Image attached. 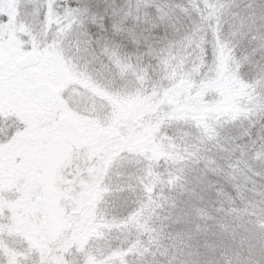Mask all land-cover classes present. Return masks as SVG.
<instances>
[{"label":"trees","instance_id":"obj_1","mask_svg":"<svg viewBox=\"0 0 264 264\" xmlns=\"http://www.w3.org/2000/svg\"><path fill=\"white\" fill-rule=\"evenodd\" d=\"M212 2L222 11L209 23L201 13L208 0H0V76L13 78L0 80L2 128L7 116L20 134L40 126L28 124L26 101L9 97L16 74L25 71L15 69L13 57L28 51L66 66L59 87L106 90L109 101L93 153L91 143L72 147L55 168L61 204L77 211L72 228L50 238L33 213L8 203L20 220L7 224L24 238L11 245L0 233V264H40L42 251L43 264H264V0ZM74 10L81 15L70 19ZM81 20L94 45L103 39L118 50L120 71L107 68L106 59L73 60L75 33L73 53L61 49L65 30ZM193 47L201 51L191 71L185 57ZM99 67L115 77L100 82L92 72ZM45 103L39 101V113ZM6 148L0 142V170L7 168ZM131 154L137 166L118 184H106L108 168ZM24 155L16 149L8 159L10 183L21 195L34 182L19 171ZM104 194L112 196L99 202ZM88 209L92 214L80 221ZM81 225L100 235L82 250ZM32 229L44 235V246L30 245ZM117 231L125 240L106 244L105 235ZM77 247L82 254L72 257Z\"/></svg>","mask_w":264,"mask_h":264},{"label":"rangeland","instance_id":"obj_2","mask_svg":"<svg viewBox=\"0 0 264 264\" xmlns=\"http://www.w3.org/2000/svg\"><path fill=\"white\" fill-rule=\"evenodd\" d=\"M201 51V50H200ZM200 51L195 50V47L191 48V52H189L185 60L190 65L191 64V71H194L200 57ZM20 54L13 57V61H15L16 58L19 57ZM39 56V55H38ZM40 57V56H39ZM89 59V57H86ZM44 58H39V61H37L36 64H34L30 69L25 70L24 73L19 75V77H23V80H19L21 83H26L28 78L27 74L33 75L34 79L30 83L34 82H40V81H47L51 80L53 81V86L58 88V98L54 105H50L49 103H45V107L50 106L52 116H54V119H56L60 115H68L71 118L75 120V122L78 123L82 138L85 140L87 145L89 143V149L87 148L89 154L93 153V145L95 140L98 136V130L95 128L99 127L104 124L107 121L100 122L105 116L106 112L108 113V104L109 101L106 100V90L100 89L98 94L95 93V91L83 88L78 85H69L66 88L59 87V80H63L60 75L63 73V71L66 69V66H58L57 64H51L47 60H43ZM88 65L89 60L86 62ZM94 74H96L95 77L99 79H102L106 77L107 75H111L112 77H115V73L108 72L107 70L102 69L101 67L96 68L95 70H92ZM176 74V73H175ZM174 74V75H175ZM18 76V74H16ZM25 75V76H24ZM112 77H108L106 80H114ZM121 79L124 80H131L130 78H125L123 75H121ZM101 82V80H99ZM104 82V80H102ZM115 84L119 82V80L113 81ZM98 83V81H97ZM116 86V85H115ZM115 86L108 87L113 89ZM62 88V89H60ZM47 104V105H46ZM116 104V103H115ZM117 105V104H116ZM119 105V104H118ZM31 109L33 107L29 106ZM39 109V108H38ZM118 112H121L122 115V108H118ZM25 113V112H24ZM38 113V112H33ZM8 114V113H7ZM41 115H38L36 117L33 115L32 118H37L39 120L40 118L42 120H45L48 118V115L46 111H41L39 113ZM115 112L113 109L112 115L114 116ZM25 115V114H24ZM45 116V117H44ZM51 116V117H52ZM31 117H27L28 124H31L32 122ZM7 119H10V117H7ZM4 126V122H0V133L4 132L5 138H0V142L4 144H15L14 142L17 141V147H11L6 148L7 150V168L0 170V173H2L0 176L6 177H0V233H3L4 231L7 232V241L11 242V245H16L20 243V240H22L24 237L22 235H14L11 231H13V224H7L9 221L10 223L19 221L20 219L15 217L14 214L9 213L7 208L5 207L8 203H14L15 207L21 210L22 213L28 212L33 213V218H37L40 223H44L46 225L47 235L51 238V236H56L59 231L66 229L67 224L70 221L71 226L68 228H72L73 224L76 220V213L77 211L74 209L67 210L60 202V197L58 195V192L56 190V184L55 179L61 178L60 171H56V165L57 163L67 156L69 153L71 155V145H69L64 139L61 133L59 135H56L54 132L45 130V128H49L46 122L43 121L41 123V126L44 127L43 131L39 133V136H42L44 138L43 141L39 142L41 143V146L38 147L36 143L31 144L30 141L22 139H14V134H18L17 126L13 125V119L7 121V127L2 128ZM6 126V124H5ZM8 126L15 127L14 134L12 133V130H7ZM29 127L26 128L23 132L29 131ZM13 134V135H12ZM50 134V137L48 135ZM18 136V135H17ZM23 137L26 136V134H22ZM7 144V145H8ZM36 146V147H34ZM34 147V148H33ZM16 149H19L21 152H23L24 158L23 161H21V166L19 165V171L23 172L24 174L30 176L33 178L34 182L31 185L32 191L29 194L21 195L20 189L16 188L17 186H13L11 183L14 181V179H10L11 172H9L8 168V159L10 158V155L16 153ZM15 150V152H14ZM11 151L13 153L11 154ZM26 152L28 155H26ZM32 158V159H31ZM140 162L139 157L135 154H131L128 156H124L122 160L117 162L113 167L108 168L107 171V177L105 178V183L107 182L109 184H118L121 180L125 179L131 172L134 166H137V164ZM18 165H15L18 167ZM89 166H86V169L88 170L91 168V164H88ZM15 171H13L14 173ZM19 176V175H18ZM17 176V178H18ZM9 178V179H8ZM31 178V179H32ZM12 180V181H11ZM11 182V183H10ZM16 182V181H15ZM72 184V182H71ZM83 184V183H81ZM42 197L44 199L43 205L40 208L38 212H34L32 210V202L36 197ZM112 194H109L106 196L100 195V200H104L106 197L110 198ZM99 196H97L98 198ZM66 205L71 206L72 203L70 201H66ZM13 207V205H11ZM73 211V212H72ZM69 212L71 213V219L68 220L67 214ZM92 214V209H88L87 211L83 212L80 216V221L83 220V218H86ZM16 215L19 216V213ZM77 216V215H76ZM75 217V220H74ZM19 219V220H18ZM2 225L4 229L2 230ZM79 225V224H78ZM35 228V227H34ZM89 229L86 228L84 225H81L76 230V239L79 241L78 243L81 244V250L83 247V243H87V245L91 244L92 241H100V238H98L95 232L91 234ZM18 231V230H17ZM72 230H70L69 233H71ZM97 233L101 231H96ZM20 233V232H19ZM24 233L21 231V234ZM32 237L30 239V245L34 241L35 244H41L45 245L44 241V235H41V233H36V229H32ZM68 233V234H69ZM106 232H102V234H105ZM25 236V235H24ZM127 237L125 232H111L107 235H105L106 244H115L116 242H120L125 240ZM104 238V236H103ZM102 238V239H103ZM0 243L4 244L1 242ZM102 243V242H100ZM109 245V246H111ZM8 246V244H7ZM81 250L74 248L72 250V257L75 256L74 252H78L79 254H82ZM46 252L42 251V257L41 260L45 262L46 259ZM70 254V252H69ZM1 258V256H0ZM40 260V264L41 263ZM72 259L71 261H73Z\"/></svg>","mask_w":264,"mask_h":264},{"label":"snow or ice","instance_id":"obj_3","mask_svg":"<svg viewBox=\"0 0 264 264\" xmlns=\"http://www.w3.org/2000/svg\"><path fill=\"white\" fill-rule=\"evenodd\" d=\"M221 11L222 5L219 3H213L212 0H208V3L201 8L202 18L211 23L213 18H219L218 13ZM80 15L81 13L78 10H74L70 13L69 18L79 17ZM73 33H75L74 53L72 46ZM66 44L68 45L67 47H65ZM97 45L100 49L99 52H97ZM60 47L64 50L66 55L73 53V60H76L77 57H91L89 63H94L99 59L103 65V61L106 59L108 61V64L106 65L107 68L112 69L114 72L120 71L119 61L116 60L118 50L103 39H98L96 45H94L93 41L88 38V33L84 30L83 20H81L79 24L73 22L71 28L65 30L60 41ZM261 211L264 213V209ZM260 254L264 255V248L260 250ZM256 264H260V261H257Z\"/></svg>","mask_w":264,"mask_h":264},{"label":"water","instance_id":"obj_4","mask_svg":"<svg viewBox=\"0 0 264 264\" xmlns=\"http://www.w3.org/2000/svg\"><path fill=\"white\" fill-rule=\"evenodd\" d=\"M38 61V57L33 52H27L20 56L17 60V66L19 68H23L29 65H34ZM31 92H40L43 94V96L48 99L52 100L53 102L57 99V90L52 87V85L49 82L41 81L36 84H34L31 87ZM59 125L62 128V134L63 138L69 142L71 145H73L75 148H82L85 146V141L81 138L80 135V129L77 126V124L68 116H61L59 118ZM43 205V198L42 197H36L32 203L33 210L39 211L40 208ZM70 213L68 214V217H70Z\"/></svg>","mask_w":264,"mask_h":264},{"label":"flooded vegetation","instance_id":"obj_5","mask_svg":"<svg viewBox=\"0 0 264 264\" xmlns=\"http://www.w3.org/2000/svg\"><path fill=\"white\" fill-rule=\"evenodd\" d=\"M6 68H7V64H6ZM16 80H19V79H17V78H15ZM0 80H13V78H10V77H7V73H6V75L5 76H0ZM14 88H16V93L15 94H10L9 95V97H16V98H20V100H22V101H26V103H25V105L26 106H31V107H34V109H32V110H29V111H31L32 113L30 114V116L29 117H33V114H35V113H33V112H38V114H39V110L36 108L38 105H40L39 104V101L40 100H43V98H42V96L40 95V94H38V93H34V94H31L29 91H28V89H27V87L25 86V85H23L21 82H18V81H16V83H15V85H14ZM7 96H8V94H7ZM49 111H48V110ZM46 110H47V113L48 112H50V108L48 107V108H46ZM41 113V112H40ZM49 115V114H48ZM52 115V114H51ZM59 117V116H58ZM58 117L56 118V119H54V117L52 116H50V117H48L47 119H45V120H42L41 118L39 119V120H37V118H35V120H34V118H32V120H34V121H36V122H38L39 124H40V126L39 127H36L35 128V126H33L32 128H30V130L29 131H26V132H23L22 134H26V136L25 137H23L22 136V134H20V132H17L18 134H16V135H18V137H15V138H17V139H22V138H24V140H28V141H30V143L31 144H34V143H36L37 145H38V147L39 146H41V143H39V142H41V141H43L44 140V138H42V136H39V133H40V131L42 132L43 131V129H44V127H42L41 126V123H43V121H45L46 122V124H47V126L46 127H48V125H49V128H45V130H48V131H51V132H54L56 135H59V133H60V126H59V124H58ZM25 120V119H24ZM48 137H50V134L48 135ZM14 138V139H15ZM15 144H8L7 145V148H11V147H17L18 145H17V141L16 142H14ZM34 147H36V146H34ZM33 147V148H34ZM32 159V158H31Z\"/></svg>","mask_w":264,"mask_h":264},{"label":"clouds","instance_id":"obj_6","mask_svg":"<svg viewBox=\"0 0 264 264\" xmlns=\"http://www.w3.org/2000/svg\"><path fill=\"white\" fill-rule=\"evenodd\" d=\"M261 190L264 191V185L261 186Z\"/></svg>","mask_w":264,"mask_h":264}]
</instances>
